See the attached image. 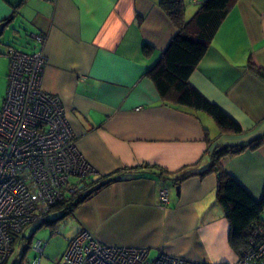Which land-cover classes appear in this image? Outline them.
Instances as JSON below:
<instances>
[{"label": "crops", "instance_id": "crops-1", "mask_svg": "<svg viewBox=\"0 0 264 264\" xmlns=\"http://www.w3.org/2000/svg\"><path fill=\"white\" fill-rule=\"evenodd\" d=\"M159 2L0 0V21L13 17L0 37V56L21 31L35 47L31 51L42 52V89L60 98L76 146L94 169L89 180L144 165L165 170L126 173L96 190L58 223L66 244L86 230L103 244L147 247L150 258L163 253L233 263L240 249L229 241L216 174L201 173L215 148L264 134V79L250 67L264 70V0L235 2L188 79L239 124V133L222 131L204 111L159 96L148 72L176 33ZM184 3L187 20L198 3ZM11 26L19 29L16 35ZM219 163L260 199L264 145L224 155ZM162 188L168 189L166 205L159 201Z\"/></svg>", "mask_w": 264, "mask_h": 264}, {"label": "built area", "instance_id": "built-area-1", "mask_svg": "<svg viewBox=\"0 0 264 264\" xmlns=\"http://www.w3.org/2000/svg\"><path fill=\"white\" fill-rule=\"evenodd\" d=\"M35 39L44 40L38 35ZM5 54L7 86L0 107V264H8L14 238L27 224L45 219L51 206L94 174L76 146L60 98L42 89V52L9 46ZM168 196L167 188L159 191L162 205L168 203ZM31 246L33 259L22 255L17 264H40L45 242L36 240ZM54 264H264V223L253 227L233 263L199 262L163 253L150 258L147 247L103 244L82 230L67 239Z\"/></svg>", "mask_w": 264, "mask_h": 264}, {"label": "trees", "instance_id": "trees-1", "mask_svg": "<svg viewBox=\"0 0 264 264\" xmlns=\"http://www.w3.org/2000/svg\"><path fill=\"white\" fill-rule=\"evenodd\" d=\"M237 0H201L197 10L189 19H185L184 0H160L159 5L176 28V33L165 48L160 61L148 72L162 100L195 111H204L210 115L222 131L239 133L241 127L225 111L207 100L190 83L189 76L204 56L211 39ZM264 79V70L250 65ZM264 145V134L244 145L215 148L211 153L208 168L201 174L215 172L217 177L216 200L224 209L230 224L229 241L237 250L246 246L253 227L262 223L264 212V192L259 200H255L245 189L221 167L219 160L224 155L236 154L247 148ZM165 170L157 166H140L123 168L112 176L89 180L86 177L83 185L74 193L49 208L45 219L37 221L39 225H50L53 232L56 225L73 214L75 209L92 193L101 187L116 181L126 173L135 175L152 172L162 174ZM180 180V179H177ZM98 182V183H97ZM95 185V186H94ZM18 235V234H17ZM26 246L20 257L30 247L31 239L23 238ZM19 239L14 238L12 247ZM240 251V250H239ZM22 258V257H21Z\"/></svg>", "mask_w": 264, "mask_h": 264}, {"label": "rangeland", "instance_id": "rangeland-1", "mask_svg": "<svg viewBox=\"0 0 264 264\" xmlns=\"http://www.w3.org/2000/svg\"><path fill=\"white\" fill-rule=\"evenodd\" d=\"M26 38L24 32L21 31L20 37H16L12 40L11 45L22 51H31L35 47H32V42H28ZM4 56L5 57L0 56V107L5 97L7 86L8 58L6 54ZM261 218L264 219V213H262ZM17 238L19 240L13 246V252L9 257L8 264H17L20 261V255L25 251L24 248L26 246L23 238H30L31 244L36 240L45 242L44 251L40 257V264H54V261L61 255L66 245L65 234L64 231L61 230L60 224L56 225L53 232L50 225H39L37 222H32L23 228L22 232L17 235ZM34 255L35 252L31 246L26 250L24 259L32 260ZM153 255L154 253L152 252L149 257H152Z\"/></svg>", "mask_w": 264, "mask_h": 264}, {"label": "water", "instance_id": "water-1", "mask_svg": "<svg viewBox=\"0 0 264 264\" xmlns=\"http://www.w3.org/2000/svg\"><path fill=\"white\" fill-rule=\"evenodd\" d=\"M12 20H13V17H9V18H6L0 21V37L3 36L4 30L9 26ZM10 29H11L12 35H16L19 32V29H17L14 26H11Z\"/></svg>", "mask_w": 264, "mask_h": 264}]
</instances>
